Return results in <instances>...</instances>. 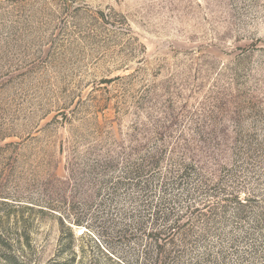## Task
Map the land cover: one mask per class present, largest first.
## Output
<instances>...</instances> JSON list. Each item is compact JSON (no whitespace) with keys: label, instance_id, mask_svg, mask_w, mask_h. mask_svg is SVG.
<instances>
[{"label":"rangeland","instance_id":"1","mask_svg":"<svg viewBox=\"0 0 264 264\" xmlns=\"http://www.w3.org/2000/svg\"><path fill=\"white\" fill-rule=\"evenodd\" d=\"M136 112L249 164L260 145L264 205V0H0V264H67L68 224L73 264H139L67 169L72 145L127 139Z\"/></svg>","mask_w":264,"mask_h":264},{"label":"trees","instance_id":"2","mask_svg":"<svg viewBox=\"0 0 264 264\" xmlns=\"http://www.w3.org/2000/svg\"><path fill=\"white\" fill-rule=\"evenodd\" d=\"M134 115L127 139L110 135L83 151L71 146L70 183L91 203L100 200L105 228L133 246L139 264H264V205L250 189L260 145L249 146V164L245 146L210 144L200 128L177 135L150 113ZM220 156L231 166L223 178L216 177ZM67 230L70 237L59 240L58 257L67 254V264H73L79 253L73 227Z\"/></svg>","mask_w":264,"mask_h":264}]
</instances>
